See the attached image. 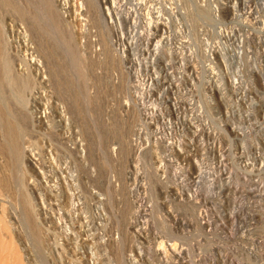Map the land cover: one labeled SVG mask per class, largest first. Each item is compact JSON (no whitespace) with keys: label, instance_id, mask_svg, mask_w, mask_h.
<instances>
[{"label":"rangeland","instance_id":"obj_1","mask_svg":"<svg viewBox=\"0 0 264 264\" xmlns=\"http://www.w3.org/2000/svg\"><path fill=\"white\" fill-rule=\"evenodd\" d=\"M67 3L0 0V260L264 264V0Z\"/></svg>","mask_w":264,"mask_h":264},{"label":"bare ground","instance_id":"obj_2","mask_svg":"<svg viewBox=\"0 0 264 264\" xmlns=\"http://www.w3.org/2000/svg\"><path fill=\"white\" fill-rule=\"evenodd\" d=\"M46 1H47V0H46ZM59 1H60V0H59ZM61 1H62V5H63V6L68 2V0H61ZM71 1H72V0H71ZM99 1H100L101 5H105V6H106L107 3H109L110 0H99ZM112 1H113V0H112ZM46 3L48 4V8H47V9L49 10V8H50L49 5H52V4H49V2H46ZM46 3H45V4H46ZM140 3H141V1L139 2V4H140ZM193 3H194V2H193ZM47 4H46V5H47ZM67 4H68V3H67ZM71 4H72V3H71ZM141 4H142V3H141ZM108 5H109V4H108ZM46 7H47V6H46ZM51 7H52V6H51ZM105 8H106V10H107V14H106V15H108V16L110 17V16H111L110 14L112 13V8L109 7V6H107V7H105ZM156 8H158V7H156ZM156 8H155V9H156ZM52 9H53V8H52ZM52 9H51L50 11H52ZM156 10H157V9H156ZM199 10H200V9H199ZM46 11H47V10H46ZM50 11H49V12H50ZM158 11H159V13H160V10L153 11V7H148L147 14H148V15H152V13H154V12H158ZM54 12H55V11H54ZM105 12H106V11H105ZM214 15H215V14H214ZM50 16H51V15H50ZM52 17H53V16H52ZM53 21H54V20H53ZM60 21H61V20H60ZM65 22H66V21H65ZM153 23H154V22H152V20H151L150 17H149V31H151V30H152V31L148 33V36L146 37V42H145V43L150 47L151 43L154 42L153 47H152V49H150V51H151V50H155V46H156V44H157L158 41H159V40H155V39H156V36H157V34H156L157 30H155L154 27H155V25L157 26V24L153 25ZM156 23H157V22H156ZM58 25H59V24H58ZM248 25H249V24H248ZM248 25H247V26H248ZM248 27H249V26H248ZM246 31H247V30H246ZM248 34H249V33H248ZM256 34H257V33H256ZM259 36H260V35H259ZM259 36H258V37H259ZM227 37H228V36H227ZM247 37H248V36H247ZM251 37H252V35H251ZM244 38H245V37H244ZM236 39H237V38H236ZM238 40H239V39H238ZM235 41H236V40H235ZM239 41H240V40H239ZM260 41H261V40H260ZM115 42H116V41H115ZM261 43H262V42H261ZM262 44H263V43H262ZM120 45H121V44H120ZM121 46H122V45H121ZM145 46H146V45H145ZM121 48H122V47H121ZM121 48H120V49H121ZM147 48H148V47H147ZM147 48H146V49H147ZM250 48H251V47H250ZM148 49H149V48H148ZM239 49H240V47H239ZM121 50L124 52V47H123ZM213 50H214V49H213ZM213 50H211L210 53H212ZM263 50H264V49H263ZM122 51H121V52H122ZM238 51H239V50H238ZM258 52H259V51H258ZM208 53H209V52H208ZM149 54H150V53H149ZM244 54H245V53H244ZM150 55H151V54H150ZM208 55H209V54H208ZM209 56H210V55H209ZM206 57H207V56H206ZM38 62H39V61H38ZM36 65H37V64H36ZM138 65H139V64H138ZM261 66H262V65H261ZM193 67H194V66H193ZM141 71H142V70H141ZM137 75H138V74H137ZM134 76H135V75H134ZM150 76H151V75H150ZM144 78H145V77H144ZM144 78H142V80H141L142 82L139 83L140 86H141V87H140V92H139V93L143 95L144 92H147V93H148L147 95H149V96H150V95H153V94H154V96H156L155 93H157V92H155L156 90L154 89V87H153V88L151 87L152 84L149 82L150 80L148 81V79H144ZM152 78H153V77H152ZM162 78H163V77H162ZM137 79H138V78H137ZM174 79H175V78H174ZM233 83H235V82H233ZM20 84H21V83H20ZM139 84H137L136 86H138ZM164 85H165V84H164ZM132 86H134V85H132ZM157 86H158V85H157ZM166 86H170V85H167V84H166ZM133 88H134V87H133ZM135 88H136V87H135ZM138 88H139V87H138ZM166 88H167V87H166ZM158 89H160V88L158 87ZM163 89H164V88H163ZM175 89H176V88H175ZM135 90H136V89H135ZM138 90H139V89H138ZM166 90H167V89H166ZM157 91H158V90H157ZM159 92H160V91H158V93H159ZM163 92H164V91H163ZM172 92H173V91H172ZM241 96H242V95H241ZM140 97H141V96H139V98H140ZM169 97H170V96H169ZM169 97H168V98H169ZM175 98H176V96H175ZM172 99H173V98H172ZM151 101H152V99H151ZM139 102H140V101H139ZM171 103H172V104H169V106L171 107V105H172V108L174 107V110H175V111H177L179 108H181L180 105H178L177 102H171ZM166 106H167V105H166ZM182 107H183V106H182ZM190 107H191V106H190ZM151 108H152V107H151ZM238 108H239V107H238ZM183 109H184V108H183ZM49 110H50V109H49ZM236 110H237V109H236ZM34 112H36V111H34ZM48 112H49V111H48ZM164 112H165V111H164ZM167 112H168V111H167ZM170 112H171V111H170ZM177 113H178V112H177ZM33 114H34V113H33ZM64 114H65V113H64ZM163 114H164V113H163ZM167 114H168V113H167ZM58 115H59V114H58ZM164 115H165V114H164ZM169 115H170V114H169ZM173 115H174V114H173ZM189 115H190V114H189ZM46 116H48V115H47L46 110H45V108H44L43 111L37 116V118H38L37 120H39V121H44V118H46ZM50 116H51V115H50ZM52 116H53V115H52ZM56 116H57V115H56ZM61 116H62V115H61ZM159 116H160V115H159ZM167 116H168V115H167ZM167 116H166V118H167ZM53 117H54V116H53ZM172 117H174V116H172ZM172 117H171V118H172ZM191 117H192V116H191ZM49 118H51V117H49ZM160 118H161V117H160ZM160 118H159V119H160ZM164 118H165V117H164ZM166 118H165V119H166ZM169 118H170V117H169ZM169 118H168V119H169ZM248 118H249V117H248ZM34 119H35V118H34ZM165 119H164V120H165ZM223 119H224V118H223ZM46 120H47V119H46ZM46 120H45V121H46ZM162 120H163V119H162ZM164 120H163V121H164ZM261 120H262V119H261ZM45 121H44V122H45ZM47 121H48V120H47ZM47 121H46V123H45L46 125L44 124L45 126L48 125V124H47V123H48ZM49 121H50V120H49ZM51 121H52V120H51ZM155 121H156V120H155ZM155 121H154V122H155ZM158 121H159V120H158ZM160 121H161V119H160ZM169 121H170V120H169ZM165 122L167 123L166 120H165ZM254 122H255V119H254ZM256 122H257V121H256ZM40 123H41V122H40ZM52 123H53V122H52ZM150 123H151V122H150ZM156 123H160V122H156ZM2 124H3V123H2ZM6 124H7V123H6ZM41 124H43V123H41ZM160 124H161V123H160ZM160 124H159V125H160ZM162 124H163V123H162ZM168 124H169V122L167 123V125H168ZM163 125H164V124H163ZM165 125H166V124H165ZM167 125H166V126H167ZM170 126H171V125H170ZM52 127H53V126H52ZM171 127H172V126H171ZM260 128H261V127H260ZM10 130H12V129H10ZM201 130H202V129H201ZM8 131H9V130H8ZM4 133H5V132H4ZM9 133H11V132H9ZM155 133H156V132H155ZM136 134H137V132H136ZM136 134H135V135H136ZM12 135H13V134H12ZM12 137H13V136H12ZM188 137H189V136H188ZM136 138H138L137 135H136ZM121 139H122V138H121ZM13 140H14V139H13ZM161 140H162V139H161ZM198 140H199V139H198ZM255 140H256V139H255ZM6 141H7V140H6ZM129 141H132V143H133L132 138H131V140H129ZM178 141H179V140H178ZM256 141H257V140H256ZM1 142H2V141H1ZM155 142H156V141H155ZM163 142H164V141H163ZM10 143H11V142H10ZM137 143H138V141H137ZM119 144H120V143H119ZM123 144H124V143H123ZM126 144H127V143H126ZM129 144L131 145V143H129ZM139 144H140V143H139ZM117 145H118V144H117ZM140 145H141V144H140ZM2 146H3V145H2ZM2 146H1V149L5 150V149H4V146H3V147H2ZM74 146H75V145H74ZM154 146H155V145H154ZM157 146H158V145H157ZM168 146H169V145H168ZM176 146H177L176 149H177V148L179 149L178 146H180V145L177 144ZM134 147H137V145L135 144V146H133V148H134ZM152 147H153V146H152ZM170 147H172V146L170 145ZM180 147H181V146H180ZM199 147H200V146H199ZM46 148H47V146H46ZM117 148H118V146H117ZM119 148H120V146H119ZM164 148H165V147H164ZM214 148H215V147H214ZM124 149H125V148H124ZM168 149L170 150V148H168ZM181 149H183V148L181 147ZM81 150H82V149H81ZM112 150H113V149H112ZM119 150L121 151V149H119ZM119 150H118V151H119ZM133 150H134V149H133ZM136 150H137V149H136ZM172 150H173V149H172ZM178 151H179V150H178ZM127 152H128V151H127ZM132 152H133V151H132ZM168 152H169V151H168ZM172 152H173V151H172ZM174 152H175V151H174ZM190 152H191V151H190ZM4 153H5V152H4ZM51 153H52V152H51ZM139 153H140V152H139ZM175 153H176V152H175ZM115 154H116V153H115ZM178 154H179V156H180V152H178ZM138 155H141V154H138ZM168 155H169V154H168ZM182 155H183V154H182ZM184 155H186V154H184ZM187 155H188V154H187ZM237 156H238V155H237ZM255 156H256V155H255ZM180 157H181V156H180ZM246 157H247V156H246ZM53 158H54V156H53ZM53 158H52V159H53ZM31 159H34V158H29V163H27V164H29V166H31V167H29V168H31V170L34 171L36 175H37V174L39 175V173H40V174H42V176L44 177V180H45V183H46V184H44V185L47 186V187L45 186V189H48L47 194L49 193V195H47V194H45V195L47 196V198H49V196H53L52 198L55 199V202H54V204H53V203H51V201H50V202L47 201L48 199L46 200L45 195H44L45 200H46L47 202L50 203V204H49V203L47 204V205H48L47 207L50 208L51 205H54V206H55V204H56V206L58 207V208H56V209H58L59 211H61L63 208H62L61 205H60V199H61L60 196H61V195L63 196V194H61V188H60V187H62V186H60L61 183L58 182V178H57L58 176H56V177L54 176V177H55V180L53 179V180H54V183H53V184H49L48 182L51 180V178H50L49 175H50L51 173H48V172H50V171L47 170V171H48V172H47V171H46V168H44V167H42V169L44 168L45 171L37 170L36 165H35L36 162H35V161L32 162ZM183 159H184V157H183L182 159H180V160L183 161ZM185 159H186V157H185ZM245 159H246V158H245ZM240 160H241V159H240ZM169 161H170V160H169ZM220 161H221V160H220ZM242 161H243V160H242ZM54 162H55V161H54ZM167 162H168V161H167ZM188 162H189V161H188ZM257 162H258V161H257ZM36 164H37V163H36ZM186 164H187V163H186ZM241 164H242V163H241ZM58 165H59V164H58ZM217 165H218V164H217ZM253 165H254V164H253ZM262 165H263V164H262ZM44 166H45V165H44ZM52 167H53V166H52ZM52 167H51V168H52ZM187 167H188V166H187ZM38 168H40V167L38 166ZM51 168H49V169H51ZM53 168H55V167H53ZM181 168H182V167H181ZM216 168H217V167H216ZM55 169H57V168H55ZM218 169H219V168H218ZM51 170H53V169H51ZM179 170H180V169H179ZM249 170H251V169H249ZM164 171H165V170H164ZM187 171H188V170H187ZM192 171H193V170H192ZM192 171H191V172H192ZM230 171H231V170H230ZM131 172H132V171H131ZM179 172H180V171H179ZM123 173H124V172H123ZM175 173H176V172H175ZM52 174H53V173H52ZM193 174H194V173H193ZM225 174H226V173H225ZM53 175H54V174H53ZM61 175H62V174H61ZM134 175H135V174H134ZM136 175H137V174H136ZM136 175H135V176H136ZM181 175H182V174H181ZM228 175H229V174H228ZM40 176H41V175H40ZM59 176H60V175H59ZM186 176H187V175H186ZM54 177H53V178H54ZM63 177H64V176H63ZM218 177H219V176H218ZM213 178H214V177H213ZM242 178H243V177H242ZM183 179H184V177H183ZM183 179H182V180H183ZM215 179H216V178H215ZM188 180H189V179H188ZM220 180H221V179H220ZM140 181H141V180H140ZM183 181H184V180H183ZM216 181H217V180H216ZM260 181H261V180H260ZM41 182H42V181H41ZM135 182H136V181H135ZM195 182H196V180H195ZM254 182H255V181H254ZM257 182H258V181H257ZM39 183H40V182H39ZM50 183H51V182H50ZM59 183H60V184H59ZM140 183H141V182H140ZM244 183H245V182H244ZM66 184H67V183H66ZM125 184H126V183H125ZM135 184H136V183H135ZM184 184H185V183H184ZM9 185H10V184H9V182H8V179H7L6 177L0 175V188H1V187H4V188L7 187V188H8ZM61 185H62V184H61ZM64 185H65V184H64ZM223 185H224V184H223ZM133 186H134V185H133ZM133 186H132V187H133ZM137 186H138V185H137ZM194 186H195V185H194ZM251 186H252V185H251ZM255 186H256V185H254V187H255ZM63 187H64V186H63ZM256 187H257V186H256ZM43 188H44V187H43ZM68 188H69V187H68ZM126 188H127V187H126ZM130 188H131V187H130ZM135 188H136V187H135ZM1 189H2V188H1ZM5 189H6V188H5ZM5 189H4V190H5ZM141 189H142V188H141ZM4 190H2V191H4ZM8 190H9V189H8ZM67 190H68V189H67ZM127 190H128V189H127ZM146 190H148V189H146ZM6 191H7V190H6ZM231 191H232V190H231ZM233 191H234V190H233ZM146 192H147V191H146ZM174 192H175V191H174ZM176 192H177V191H176ZM0 193L3 194L1 191H0ZM44 193H45V191H44ZM62 193H63V192H62ZM68 193H69V192H68ZM172 193H173V192H172ZM72 194H73V193H72ZM73 196H74V195H73ZM126 196H127V195H126ZM141 196H142V195H141ZM147 196H148V195H147ZM147 196H146V197H147ZM254 196H256V195H254ZM65 197H66L67 200H69L70 198H72V195H70V196H67V195H66ZM74 197H75V196H74ZM77 197H78V196H77ZM142 197H143V196H142ZM146 197H145V198H146ZM251 197H252V196H251ZM52 198H51V199H52ZM143 198H144V197H143ZM255 198H256V197H255ZM40 199H41V198H40ZM49 199H50V198H49ZM66 199H65V200H66ZM43 200H44V199H43ZM62 200H63V199H62ZM77 200H78V199H77ZM53 201H54V200H53ZM71 201H72V200H71ZM71 201H70V202H71ZM259 201H260V200H259ZM43 202H45V201H43ZM47 202H45V204H46ZM130 202H131V201H130ZM135 202H136V201H135ZM137 202H138V201H137ZM41 203H42V202H41ZM62 203H63V202H62ZM27 204H28V203H27ZM43 204H44V203H43ZM63 204H64V203H63ZM77 204H78V202H76V201H75V202L72 201V202H71V207L74 208L75 205H77ZM130 204H131V203H130ZM133 204H134V203H133ZM258 205H259V204H258ZM41 206H42V205H41ZM54 206H53V207H54ZM43 207H44V209L47 208L46 206H43ZM53 207H52V208H53ZM68 208H69V207H68ZM131 208H132V207H131ZM131 208H130V209H131ZM139 208H140V207H139ZM141 208H142V207H141ZM64 209H65V208H64ZM78 209H79V208H78ZM1 210H2V209H0V211H1ZM49 210H51V209H49ZM49 210H48V211H49ZM65 210H66V209H65ZM68 210H69V209H68ZM144 210H145V209H144ZM38 211H39V210H38ZM42 211H43V210H42ZM51 211H52V210H51ZM62 211H63V210H62ZM150 211H151V210H150ZM63 212H64V211H63ZM129 212H130V211H129ZM136 212H137V211H136ZM44 213H47V211L44 212ZM44 213H43V214H44ZM48 213H49V212H48ZM54 213H55V212H54ZM59 213H61V212H59ZM131 213H132V212H131ZM0 214H3V213L0 212ZM43 214H41V215H43ZM146 214H147V213H146ZM44 215H45V214H44ZM44 215H43V216H44ZM204 215H205V214H204ZM46 216H47V215H46ZM6 217H7V218H6ZM49 217H51V216H49ZM53 217H54V216H53ZM60 217H61V215H60ZM0 218H1V220L3 221L5 228L7 229V232H3V231H2L3 226H0V227H2L1 230H0V232H1L0 236L2 235L1 237L4 236V237H6V238L8 237V239H9V238H11V235H10V234H13V237H16L17 234H15V231H16L17 229H16V230L13 229L12 224H13L14 222L11 223L10 216L7 215V214H6V215L4 214V215H1ZM122 218H124V217L122 216ZM135 219H136V218H135ZM203 219H204V218H203ZM251 219H252V218H251ZM124 220H125V219H124ZM127 220H128V219H127ZM252 220H253V219H252ZM59 221H60V220H59ZM201 221H202V220H201ZM50 222H51V221H50ZM50 222H47V223H50ZM53 222H54V221H53ZM60 222H61V221H60ZM86 222H87V221H86ZM206 223H208V222H206ZM209 223H210V222H209ZM142 224H143V223H142ZM200 224H201V223H200ZM210 224H211V223H210ZM0 225H2V224H0ZM52 226H53V225H52ZM93 226H94V225H93ZM208 226H209V225H208ZM56 227H57V226H56ZM127 227H128V226H127ZM252 227H253V226H252ZM39 228H40V227H39ZM37 229H38V228H37ZM3 230H4V228H3ZM146 230H147V229H146ZM4 231H5V230H4ZM90 231H91V230H90ZM63 232H64V231H63ZM35 233H36V232H35ZM59 233H60V232H59ZM87 233H88V232H87ZM89 233H90V232H89ZM147 234H148V233H147ZM28 235H29V234H28ZM57 235H58V234H57ZM87 235H88V234H87ZM24 236H25V235H24ZM59 236H60V235H59ZM4 237H3V238H4ZM26 237H27V236H26ZM3 238H0V239L2 240ZM16 238H18V237H16ZM86 238H87V237H86ZM84 239H85V238H84ZM168 239H170V238H168ZM109 240H110V239H109ZM55 241H56V240H55ZM73 241H74V240H73ZM1 242H4V244L6 243V241H0V244H1ZM9 242H10V241H9ZM20 242H21V241H20ZM75 242H76V241H75ZM169 242H170V241H169ZM251 242H252V241H251ZM251 242H250V244H251ZM141 243H142V242H141ZM244 243H245V242H244ZM4 244L2 243V247H3L2 252H4V250H5V252H9V251L11 250V248H10V246H9L10 243H6L5 245H4ZM7 244H8V245H7ZM57 244H58V243H57ZM72 244H73V242H72ZM162 245H163V244H162ZM170 245H172V244H170ZM173 245H175L174 242H173ZM259 245H260V244H259ZM71 246H72V245H71ZM96 246H97V245H96ZM164 246H165V245H164ZM2 247H0V249H1ZM23 247H24V246H23ZM72 247H73V246H72ZM170 247H171V246H170ZM172 247H173V246H172ZM176 247H177V245H176ZM158 249H159V248H158ZM160 249H161V248H160ZM162 249H163V247H162ZM23 250H24V249H23ZM170 250H171V248H170ZM179 250H180V249H179ZM0 251H1V250H0ZM142 251H143V250H142ZM172 251H173V250H172ZM11 252H12V251H11ZM156 253H157V252H156ZM180 253H181V252H180ZM5 254H6V253H5ZM22 254H23V253H22ZM142 254H143V253H142ZM169 254H170V253H169ZM175 254H176V253H175ZM76 257H77V256H76ZM32 258H33V257H32ZM171 259H172V258H171ZM23 260L25 261L26 264H32V263L29 261L30 258H29V256H28V254L26 253V251L24 252ZM169 260H170V259H169ZM29 262H30V263H29ZM136 262H137V260H136ZM136 262H135V263H136ZM152 262H153V261H152ZM167 262H168V261H167ZM15 263H16V262H15ZM161 263H162V262H161ZM0 264H14V262H13L10 258H7L6 261H5V258H4V261H1V260H0ZM126 264H127V263H126Z\"/></svg>","mask_w":264,"mask_h":264}]
</instances>
